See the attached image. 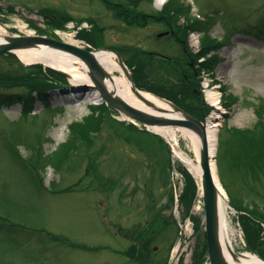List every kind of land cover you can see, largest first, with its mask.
Masks as SVG:
<instances>
[{"label":"rangeland","instance_id":"1","mask_svg":"<svg viewBox=\"0 0 264 264\" xmlns=\"http://www.w3.org/2000/svg\"><path fill=\"white\" fill-rule=\"evenodd\" d=\"M164 1L135 0L125 21L123 0H0V35L116 50L142 66L144 84L178 95L185 85L200 92L188 78L190 37L199 36L198 51L211 46L200 62L213 67L197 85L223 102L219 110L209 106L205 121L220 116L214 160L229 236L237 252L256 245L264 255V0ZM172 2L185 9L180 19L164 11L177 7ZM195 22L203 30L184 34ZM48 72L14 53L0 55V78L12 81L0 85L1 101L24 97L0 103V264H196L206 246L204 210L197 183L192 202L181 204L192 185L188 167L165 141L93 100L81 82L65 84ZM177 144L197 160L182 138Z\"/></svg>","mask_w":264,"mask_h":264},{"label":"water","instance_id":"2","mask_svg":"<svg viewBox=\"0 0 264 264\" xmlns=\"http://www.w3.org/2000/svg\"><path fill=\"white\" fill-rule=\"evenodd\" d=\"M31 23L38 24V22L35 21H31ZM37 48H46L51 51L70 55L84 63L87 68V75L91 81V84L85 85L83 83L84 85L82 84V86L87 91L95 94L96 98L104 101L108 106L117 111L126 120H129L136 125L141 124L147 131L163 138L167 142L170 150L175 155H177V153L174 151L170 142L155 130L186 129L199 136L201 140V189L205 210L208 255L212 264H229L223 246V200L219 185L217 184L212 171V160L214 157L211 155L207 139V124L205 122L199 121L184 111L182 108L178 107L176 104L167 100L164 101L169 105L170 109H157L156 111L159 113L154 114L134 107L123 98L111 93L105 86V80L109 77V75L98 60V54L101 52L110 53L117 57L121 71L130 83L132 92L139 96V98L149 108H155L151 102L143 97L141 91L137 89L131 71L126 66L121 55L115 50H86L79 46L44 36H4L2 37V41H0V55L7 53L17 54L19 51ZM51 70L71 81L69 75L66 73L55 69ZM231 254L234 258H236L237 256L244 257L246 253L234 252L232 250ZM248 254L256 256L252 252H248ZM260 260L264 262L262 258H260Z\"/></svg>","mask_w":264,"mask_h":264},{"label":"bare ground","instance_id":"3","mask_svg":"<svg viewBox=\"0 0 264 264\" xmlns=\"http://www.w3.org/2000/svg\"><path fill=\"white\" fill-rule=\"evenodd\" d=\"M165 3L164 0H158L159 5H163ZM0 41H2V36L0 35ZM17 56L21 59V61L26 65L32 64H42L45 68L59 70L61 72L69 75L72 84L83 83L85 85L90 84L87 75V68L84 63L80 60L66 54L58 53L55 51H51L46 48H37V49H28L17 52ZM98 60L101 66L106 70L109 77L105 80L106 88L113 94L118 95L123 98L129 104L134 107L140 108L142 110H146L148 112L158 114L157 109H166L169 108V105L162 99L149 94L142 93L143 97L151 102L155 108H149L136 94H134L131 90L130 83L126 80L125 77L116 75L117 72H122L119 66L117 57L113 54L101 52L98 54ZM83 84V85H84ZM93 100H98L95 97V94H91ZM212 102L216 101V94L211 92L209 94ZM218 113V112H217ZM220 116L216 114L214 117L209 119L206 126L207 139L209 143V148L211 154L215 156L218 148V128L220 126L219 121ZM157 133L162 135L166 140L171 141L175 146H177L178 138H182L189 149L195 154L197 160L192 159L187 153L176 150V157L182 161L189 170L193 173L195 177L201 180L202 169L200 166V152H201V140L197 134L192 131L186 129H161L155 130ZM178 147V146H177ZM179 148V147H178ZM212 171L215 177L217 184L220 186V181L217 174L216 164L212 162ZM221 192H224L221 188ZM226 205L223 204V222H222V230H223V240H224V249L225 255L229 262V264H264L263 261L260 260L257 256H253L251 254L246 253L244 257H236L234 258L231 254L233 250L236 252V248L234 243L230 239L229 236V224L226 218Z\"/></svg>","mask_w":264,"mask_h":264},{"label":"trees","instance_id":"4","mask_svg":"<svg viewBox=\"0 0 264 264\" xmlns=\"http://www.w3.org/2000/svg\"><path fill=\"white\" fill-rule=\"evenodd\" d=\"M123 1H124V3H126L127 8L124 7L122 3H121V5H119V6H121V9H123V12H122L121 15H124L125 17L127 16L129 18L130 15H131L130 14L131 12L128 11V7H131L130 5H135L137 3L134 2L135 0H123ZM139 2H140V0H139ZM172 3H174V2H172ZM170 4L166 5L164 11L171 10V9L173 10L174 9L173 14H172V19H180L181 17H183L185 15V9L183 8V6H178V5H176L174 3L178 7V8L177 7L174 8ZM134 7H137V6H134ZM127 17H126V21H128ZM64 23L65 22H61L60 23V27L63 28V26H65ZM190 25L188 24V26L183 27L184 34L187 35L190 31H202L203 30L202 28L196 26L197 25L196 22L192 23ZM83 33L84 32H80L79 34L81 35ZM84 38H87V37L85 36ZM208 43L211 44L212 42L208 41ZM209 49H211V46L204 45L202 53L199 52V54L194 55V57L192 56L193 62H194V68H196V72H197V77L200 76V72L202 70L210 71L212 69V67H213L212 66L213 62H211L210 60L209 61L206 60L205 62H201V63L199 62V60L202 57H204L206 54H208ZM149 58H150V56H149ZM126 64L131 69V71L133 73L134 80H135V84H136V86L139 89L147 90L148 92H151V93H153V94H155V95H157L159 97H162V98H165V99H168V100L174 102L176 105H178L179 107L183 108L185 111H187L191 115L195 116L199 120H203V119H205V117H207L209 115V108L204 105L201 94L199 92L197 94V92H195L194 89L192 90L190 88V85H185L184 87L186 89L183 92H181L179 95L176 94L172 88H169V89H166V88L159 89L158 88V89H156L155 87L148 86V85L144 84L143 81H141V76H142L141 74L143 73L141 65H138L137 63H134V62H131V61H126ZM38 68H40V67H38ZM48 73H51L54 77L56 76L60 81H62V83H65V84L68 83L65 78L62 79L61 76L56 74L55 72H52V71L49 70ZM10 82H12V81L4 80V79L0 78V85L1 86L2 85H8ZM199 83L200 82L197 80L196 85L199 84ZM49 85L50 84L45 82V83L39 84L38 86H42L43 89H46L47 87H49ZM41 95H42V97H45L44 94H41ZM187 98H189L191 100H196L198 102V105H196L194 102H193V104L188 105L187 104V100H189V99H187ZM23 100H24V97L22 95L13 94V95H8V96H3V100L2 101H1V98H0V103L1 102L2 103L5 102V103H8L10 105H14L15 103L22 102ZM30 105H31L30 103H27V106H30ZM103 106H105V109L107 111L110 110V108L108 106H106L105 104H103ZM130 125H131V127L135 128L134 125H132V124H130ZM71 143H72V140L70 141L69 144H71ZM73 143H75V142H73ZM252 145H254V144H252ZM256 146L259 147L260 149L263 148L260 145H256ZM67 150H68V148H67ZM184 171H185V173L187 175V179H190L192 185L190 184L189 187L188 186L186 187L185 193L181 196V203L184 202V203H186L188 205V203H191L193 198L195 197L194 196L195 192L193 194V191H192L191 187L194 186L195 190H196L197 189V185H196V181L193 178V176L187 170H184ZM226 190L228 191L227 188H226ZM232 207L239 212L238 214H242V218H246L245 220H248L247 217H248L249 213L246 210V208H243V206H241L239 204H236L234 202H233V206ZM255 221L257 223H260V221L257 218H256ZM194 222L196 223L197 227H200V224L202 223V220L200 218H195ZM250 248L253 251L259 253L264 258V255H262V251H260V249L257 248L256 245H255V247H251L250 246ZM206 257H207V245L204 246L202 254L197 253V255H196V264H200L202 261H204L206 259Z\"/></svg>","mask_w":264,"mask_h":264},{"label":"flooded vegetation","instance_id":"5","mask_svg":"<svg viewBox=\"0 0 264 264\" xmlns=\"http://www.w3.org/2000/svg\"><path fill=\"white\" fill-rule=\"evenodd\" d=\"M12 10V9H11ZM0 11H1V9H0ZM192 67V66H191ZM192 77V75H190V78Z\"/></svg>","mask_w":264,"mask_h":264}]
</instances>
